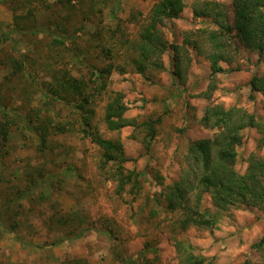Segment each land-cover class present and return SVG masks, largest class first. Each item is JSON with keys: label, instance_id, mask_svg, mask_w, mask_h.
Instances as JSON below:
<instances>
[{"label": "rangeland", "instance_id": "rangeland-1", "mask_svg": "<svg viewBox=\"0 0 264 264\" xmlns=\"http://www.w3.org/2000/svg\"><path fill=\"white\" fill-rule=\"evenodd\" d=\"M157 1L0 0V28L14 30L11 35L0 32V103L27 122L26 128L8 124L6 139H0V209L27 243L13 241L0 228V264H178L176 241L190 244L214 264H264V245L255 247L264 240V210L241 206L223 213L212 230H182L176 222L180 216L165 210L161 194L187 168L188 142L213 136V130L199 124L206 107L237 108L253 114L264 128L262 95L251 93L249 86L253 75L264 74V54L238 46L228 62L220 63L224 72L212 75L207 59L187 49L183 85L171 75L168 53L162 56V71L138 74L130 63L134 43ZM183 1L179 18L166 20L161 29L179 45L185 33L214 27L192 15L202 0ZM215 1L224 5L231 22L232 0ZM50 35L73 39L81 63L65 46L54 45ZM21 56L23 67L15 71L12 61ZM110 61L124 71L112 70L105 91L98 93L90 71ZM70 77L85 81L92 93L83 109L77 90L63 86ZM209 85L210 95L198 96ZM115 93L122 95L125 117L138 123L159 118L151 141L139 128H107L103 116ZM47 95L54 101H46ZM64 102L78 104L77 109ZM85 129L122 145L123 169L132 178L119 192L115 166L103 164L101 150ZM241 134L235 164L240 174L249 156L264 161V132L246 128ZM45 177L48 194L43 198L37 185ZM18 193L24 197L15 200ZM200 207L212 210L207 195ZM72 235L80 237L65 245L35 247Z\"/></svg>", "mask_w": 264, "mask_h": 264}, {"label": "trees", "instance_id": "trees-1", "mask_svg": "<svg viewBox=\"0 0 264 264\" xmlns=\"http://www.w3.org/2000/svg\"><path fill=\"white\" fill-rule=\"evenodd\" d=\"M184 8L183 0H158L153 5L149 22L140 32L137 43H134L135 56L130 60L138 74L144 75L148 70L162 71L164 69L162 56L168 53L171 55L170 59L173 65L171 75L174 80L183 85L186 78L185 69L189 62L187 49L195 50L207 59L212 75L224 72L220 63L228 62L229 52L232 50L235 52L234 50L238 49V46L250 53H257L259 56L264 54V0H232L230 3L231 22L227 20V10L221 3L215 0L196 2L192 8L193 17L208 20L214 27L212 29L200 27L194 32L185 33L183 41L179 45L169 42L161 29L164 28L166 20L178 19ZM13 31L9 26L0 28V32L6 35H11ZM76 32H80V30H76ZM30 33L35 35L36 32L31 31ZM50 36L54 45L65 46L66 50L74 57L75 62L81 63V52L73 46V39L66 41L61 36ZM103 50L110 54L109 49ZM23 64L24 58L21 56L19 60L12 61V68L19 71ZM116 69L121 73L124 71V68L119 65L115 68L114 63L110 61L105 67L94 68L90 71L91 77L97 82L96 91L98 93L105 91L107 78L112 70ZM61 78L56 76L55 82L62 84ZM87 85L85 81L77 82L72 77L63 82L65 88L70 86L73 90H77L79 95V105H77L80 109L90 103L88 98L92 96V93L88 91ZM249 86L251 93L262 95L264 105V74L253 75ZM211 90L212 85H209L207 92L198 96H208ZM52 97L47 95L45 99L51 103L54 101ZM121 97L120 93H115L107 102L103 116L107 128L110 130H121L127 126L139 128L144 131V136L149 137V141H151L156 133V124L160 122L159 118L146 119L138 123L135 119L125 117L127 110ZM64 103L72 106L75 110L77 109L76 104ZM203 111L199 124L213 130V136L188 142L185 155V159L189 163L187 168L179 173L171 185L164 187L161 193L165 210L180 216L176 222L182 230L189 227L212 230L223 213L241 206L264 210V161L251 155L247 159V166L242 174L235 169L236 148L241 145V132L246 128H254L263 133V126L253 114L240 112L234 107L224 109L216 105L206 107ZM0 116L5 120L3 123L0 122L1 140H5L7 137L8 124L27 127L25 120L21 121L17 114L12 113L1 103ZM82 120L85 128L89 129V121L85 118ZM84 133L101 150L103 164L110 163L115 166L113 171L115 180L118 181L117 192H119L124 183L132 178V172H126L123 169V164L127 159L124 156L122 145L117 141L104 139L94 131L86 130ZM41 139H44L43 134H41ZM48 179V177L40 179L37 185L43 198L48 194ZM203 195L209 197L212 210L209 207L204 209L200 207ZM192 196L193 201L191 202ZM23 197L24 193H18L14 199L18 200ZM0 228L13 241L27 245L6 223L1 209ZM79 237L80 235L66 236L49 245L35 247L65 245ZM263 245L264 240L261 239L255 247ZM174 248L178 264H214L213 258L195 254L192 246L186 242L176 241Z\"/></svg>", "mask_w": 264, "mask_h": 264}]
</instances>
